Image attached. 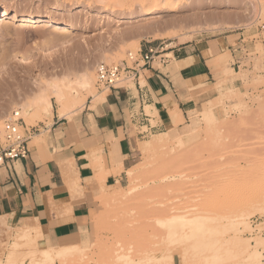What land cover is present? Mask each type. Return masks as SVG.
I'll list each match as a JSON object with an SVG mask.
<instances>
[{
  "label": "rangeland",
  "instance_id": "obj_1",
  "mask_svg": "<svg viewBox=\"0 0 264 264\" xmlns=\"http://www.w3.org/2000/svg\"><path fill=\"white\" fill-rule=\"evenodd\" d=\"M171 1L0 0L9 13L0 12V133L14 111L27 128L49 125L53 114L45 111L26 123L20 105L45 92L58 115L50 87L70 82L71 107L63 115L71 119L90 98H103L96 64L131 66L127 55L137 57L141 46L160 51L173 41L238 35L243 45L242 61L224 62L214 99L194 113L190 126L142 140L147 150L135 159L138 171L126 174L123 187L107 194L102 188L91 230L53 264H173V258L178 264H251L254 258L253 264H264V206L256 210L264 192V0ZM28 15L58 23H22ZM86 75L91 86L81 81ZM156 140L166 143L150 144ZM236 212L249 215L237 223ZM256 218L262 221L253 223ZM234 233L249 245L247 253L234 247ZM15 235V227L0 230V264L9 258L10 264H47L40 260L38 228L24 239ZM226 246L234 247L230 256Z\"/></svg>",
  "mask_w": 264,
  "mask_h": 264
},
{
  "label": "crops",
  "instance_id": "obj_2",
  "mask_svg": "<svg viewBox=\"0 0 264 264\" xmlns=\"http://www.w3.org/2000/svg\"><path fill=\"white\" fill-rule=\"evenodd\" d=\"M168 46L160 51L141 46L140 53L153 48L158 55L137 69L134 80L97 102L90 98L71 119L53 112L49 125L35 128L28 156L0 166V217L13 228L31 220L49 249L75 245L89 233L101 206L102 193L97 196L93 189L97 174L106 194L123 187L142 140L190 126L194 113L214 99L224 62L232 66L243 59L239 35ZM93 166L102 172L95 175ZM71 180L80 192L67 188Z\"/></svg>",
  "mask_w": 264,
  "mask_h": 264
},
{
  "label": "bare ground",
  "instance_id": "obj_3",
  "mask_svg": "<svg viewBox=\"0 0 264 264\" xmlns=\"http://www.w3.org/2000/svg\"><path fill=\"white\" fill-rule=\"evenodd\" d=\"M173 1H175V0H172L171 2H173ZM170 4V3H169ZM174 5V4H173ZM172 5V6H173ZM156 8H153V7H147V8H145L144 10H143V12H142V15L143 16H148V15H151L154 11H156V9H157V6H155ZM0 12H1V17H5V16H8V9L6 8V7H4V8H2V9H0ZM12 18L13 19H15V15H13L12 16ZM22 23H31L32 25H41V24H47L48 26L49 25H51V26H53V25H57V23H58V20L55 18V17H42V16H37V15H28L24 20H22ZM64 23H66L65 21H64ZM64 26H65V24H64ZM70 28H73V26H70ZM167 46H168V44H167ZM171 46V45H170ZM166 47V46H165ZM169 47V46H168ZM81 81L82 82H85L86 84H88L89 86H91V84L93 83V80H92V78L90 77V76H84L82 79H81ZM71 83V82H70ZM67 83V85L69 84V85H73V83ZM67 85L66 86H59V85H56L55 87L54 86H52V87H50L49 89L50 90H52L51 92H52V94H53V98L55 99V101L59 104V110H58V117H64V115H63V112L65 111V110H67L69 107H71L70 105H71V100H70V94H66V90H67V92H69L70 91V89H67V88H65V87H67ZM68 85V86H69ZM71 85V87H73ZM75 86H76V83L74 84ZM66 89V90H65ZM71 92V91H70ZM100 97V96H99ZM95 99V98H94ZM83 101V100H82ZM98 101V100H97ZM96 101V102H97ZM83 105V104H82ZM81 105V106H82ZM73 106V105H72ZM20 109H21V112H22V117H23V119L25 120V122L26 123H28L29 122V119H30V117H32L33 115H37V114H41L42 113V111H45V112H48L50 115L51 114H53V111H52V105H51V103H50V101L48 100V98H47V95L45 94V92L44 93H41L39 96H38V100H37V102H35V103H32V102H25L24 104H21L20 105ZM144 130V129H143ZM163 135V134H162ZM165 136V135H164ZM160 137H162V136H160ZM168 137V136H167ZM158 139V138H157ZM168 139V138H167ZM164 141H166V140H156V141H154V142H152V143H150L151 145H153V146H164V143H166V142H164ZM179 142V141H178ZM168 143V142H167ZM181 143V142H180ZM146 144H149V143H146ZM150 145V146H151ZM147 146V145H146ZM149 146V145H148ZM149 146V147H150ZM182 146V145H181ZM148 147V148H149ZM140 149H141V151H145V150H147V148L146 147H144L143 145H141L140 146ZM95 159H96V156H95ZM94 161V160H93ZM97 161H98V159H97ZM96 160L94 161V163H93V165H97V162ZM141 164V163H140ZM67 167V166H66ZM95 166H93V168H94ZM138 167H139V164L138 165H136L135 167H133L132 169H130V170H128L127 171V175H133L134 174V171H138ZM65 168V167H64ZM100 169V166H96L95 167V175H96V173L98 172L99 173V171H100V173L102 172L101 170H97V169ZM117 168V167H116ZM66 169V168H65ZM64 169V170H65ZM69 169V168H68ZM63 171V170H62ZM66 171V170H65ZM113 171V170H112ZM72 172V171H71ZM69 174H70V170H69V172H68ZM107 173V172H106ZM105 173V174H106ZM66 174H67V171H66ZM103 174V173H102ZM101 174V175H102ZM104 174V175H105ZM108 174V173H107ZM106 174V175H107ZM64 175H65V173H64ZM103 175V176H104ZM112 175H113V172H112ZM65 177V176H64ZM67 178V177H66ZM66 178H65V181H66ZM96 185H98V186H96L95 187V184H93V187H95V188H93L95 191V194L98 196L99 195V193L102 191V188H103V186L102 185H100L101 184V182H100V176H99V174H97V176H96ZM102 179V178H101ZM68 180V179H67ZM74 180V179H73ZM73 180H71V182H70V184H68L69 185V187H67V188H70L71 190H72V192L73 193H76L77 191L78 192H80L79 191V187H78V184L76 183V181H73ZM101 181H103V180H101ZM68 183H69V181H67ZM90 186V185H89ZM88 186V187H89ZM91 187V186H90ZM92 188V187H91ZM81 189V188H80ZM90 189V188H89ZM100 191V192H99ZM260 197V202H258L256 205H258V204H260L261 205V208H258V209H256V210H262V206H264V192L261 194V196H259ZM253 203V202H252ZM254 206V205H253ZM258 207H259V205H258ZM253 212V211H252ZM251 212V213H252ZM234 214V213H233ZM247 215H249L248 213H246ZM246 214H241V213H238V212H236L235 214H234V216H233V219H234V221L235 222H237L238 223V221L239 220H243V219H245V217H247V215ZM232 217V216H231ZM232 219V220H233ZM27 222L23 225V226H21V227H16L15 228V230H16V235H15V237H16V239L17 238H19V239H24L25 238V236L26 235H28L34 228H35V226H34V224H31L30 222H32L31 220H30V222L28 221V220H26ZM33 223V222H32ZM34 223H35V221H34ZM234 224H236V223H234ZM7 228V229H11V227H10V225H9V223H8V221L5 219V217L3 218V217H0V230L2 229V228ZM235 232H236V230H234ZM11 232V231H10ZM6 233V232H5ZM237 233V232H236ZM236 233H234V235H235V237H234V240H235V243H233V245H234V247H236V250L237 249H239V247L240 248H242V249H239V254L241 255V253L243 254V252H246L247 253V250H248V246L249 245H247V243H243V242H240L239 241V238L237 237V235H236ZM11 236V235H10ZM11 238V237H10ZM8 239V238H7ZM8 242V241H7ZM224 242V241H223ZM226 242V245H227V241H225ZM233 242V241H232ZM237 243V244H236ZM13 244V243H12ZM229 244V243H228ZM42 245L44 246V244H43V242H42ZM224 245V244H223ZM232 245V246H233ZM240 245V246H239ZM71 246H73L74 248L75 247H79V246H76V244L75 245H71ZM221 246H222V242H221ZM229 246V245H228ZM237 246H238V248H237ZM234 247H229L228 249H227V246H226V249H225V251H227L226 253L228 254V252L229 253H231V251H232V248H234ZM44 248H45V246H44ZM44 248H42V250L41 249H39L38 248V250H39V256H40V254H42L41 256H40V260L41 261H43L44 262V260H45V262L47 261V264L50 262V261H52V264H53V258L54 259H60L61 257V255H65L64 254V250H65V252L66 251H68V250H66V249H68V248H70V246L68 245V246H66V245H64V244H60L58 247H56V248H53V249H50V250H44ZM230 249V250H229ZM241 250L243 251V252H241ZM2 251V250H1ZM42 252V253H41ZM2 253V252H1ZM232 253H234V252H232ZM256 254V253H255ZM255 254H252L253 256H251V259H252V257L254 258V257H256L255 256ZM229 255V254H228ZM232 255V254H231ZM235 255H237V254H235ZM257 255V254H256ZM44 258H43V257ZM230 256V255H229ZM233 257H235L234 255H232ZM238 256V255H237ZM58 257H60V258H58ZM63 257V256H62ZM257 257H259V256H257ZM260 258V257H259ZM44 259V260H43ZM250 259V260H251ZM255 260H258V259H256V258H254ZM253 259V261H255ZM11 258H9L7 261H5V263L6 264H10L11 262ZM253 261H252V263L251 264H253ZM4 262V261H3ZM256 263V262H255ZM46 264V263H45Z\"/></svg>",
  "mask_w": 264,
  "mask_h": 264
},
{
  "label": "built area",
  "instance_id": "obj_4",
  "mask_svg": "<svg viewBox=\"0 0 264 264\" xmlns=\"http://www.w3.org/2000/svg\"><path fill=\"white\" fill-rule=\"evenodd\" d=\"M158 55L155 49L149 48L146 53L138 52L137 57L128 53L127 62L96 64L94 68L96 84L101 91L117 89L122 83L132 81L137 76V69L144 68L153 61V57ZM166 58H161L164 63ZM35 132L34 127L27 128L18 111H14L4 121V127L0 133V166H7L9 163L25 159L28 154V143ZM262 221L260 218L253 220V223ZM264 234V233H263Z\"/></svg>",
  "mask_w": 264,
  "mask_h": 264
}]
</instances>
